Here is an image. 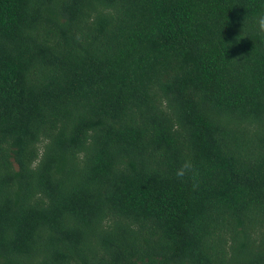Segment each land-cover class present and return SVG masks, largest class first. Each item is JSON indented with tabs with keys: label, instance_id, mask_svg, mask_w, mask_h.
I'll list each match as a JSON object with an SVG mask.
<instances>
[{
	"label": "trees",
	"instance_id": "16d2710c",
	"mask_svg": "<svg viewBox=\"0 0 264 264\" xmlns=\"http://www.w3.org/2000/svg\"><path fill=\"white\" fill-rule=\"evenodd\" d=\"M262 12L0 0V264H264Z\"/></svg>",
	"mask_w": 264,
	"mask_h": 264
},
{
	"label": "clouds",
	"instance_id": "9594fccd",
	"mask_svg": "<svg viewBox=\"0 0 264 264\" xmlns=\"http://www.w3.org/2000/svg\"><path fill=\"white\" fill-rule=\"evenodd\" d=\"M255 23H256V27L258 29V31L260 33H264V12H262L261 14H259L256 18H255ZM192 169V164L190 161H185L181 167L177 170L176 172V176L178 178H182L185 173L187 171H190Z\"/></svg>",
	"mask_w": 264,
	"mask_h": 264
}]
</instances>
